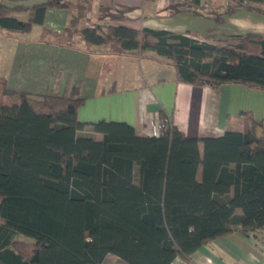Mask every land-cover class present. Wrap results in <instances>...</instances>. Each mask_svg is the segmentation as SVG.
I'll return each mask as SVG.
<instances>
[{
    "label": "trees",
    "instance_id": "1",
    "mask_svg": "<svg viewBox=\"0 0 264 264\" xmlns=\"http://www.w3.org/2000/svg\"><path fill=\"white\" fill-rule=\"evenodd\" d=\"M85 2L0 0V30L29 31L49 8L75 7L71 30L90 49L155 52L171 60L178 80L264 91V33L205 40L86 24ZM223 5L213 15L219 23L239 10L264 14V0ZM23 10L28 20L13 15ZM10 94L20 101L7 103ZM82 102L78 84L61 95L34 94L11 90L0 74V264H102L109 253L123 259L118 264H170L177 256L191 261L195 250L234 231L264 229V137L252 113L243 130L217 137H191L173 123L139 135L125 121H81Z\"/></svg>",
    "mask_w": 264,
    "mask_h": 264
},
{
    "label": "crops",
    "instance_id": "2",
    "mask_svg": "<svg viewBox=\"0 0 264 264\" xmlns=\"http://www.w3.org/2000/svg\"><path fill=\"white\" fill-rule=\"evenodd\" d=\"M3 1L8 6H31L45 0ZM72 1L81 4L84 0ZM225 2L213 0L212 7L205 8L202 0L199 6L195 0H86L85 23L165 29L205 40L210 33H264V14L255 11L239 10L227 15L224 22H217L213 15ZM196 8L204 14L193 12ZM25 12L27 19L21 15ZM13 15L30 18L29 10ZM77 15L75 7H51L44 23L34 24L29 31L0 30L4 33L0 74L7 78L11 90L61 95L78 84L83 99L78 107L81 121H125L139 135L157 134V124L165 115L188 136L217 137L226 130H243L252 113L262 123L258 133L264 137L263 90L235 82L212 87L178 80L171 60L155 52L114 53L106 45L90 49L71 30ZM36 26L39 33L32 35ZM236 212L240 214L241 210ZM263 260L264 229H257L216 238L195 250L191 261L177 256L170 264H261ZM121 262L122 258L109 253L102 264Z\"/></svg>",
    "mask_w": 264,
    "mask_h": 264
},
{
    "label": "rangeland",
    "instance_id": "3",
    "mask_svg": "<svg viewBox=\"0 0 264 264\" xmlns=\"http://www.w3.org/2000/svg\"><path fill=\"white\" fill-rule=\"evenodd\" d=\"M220 6H217V8L216 9H221V11L223 10V7H224V5H222L220 8H219ZM205 9V8H204ZM22 15V17L24 18V19H27L28 18V13L27 12H25V13H23V14H21ZM39 26H36L35 28H34V30L32 31V35H37V33H39ZM219 34V33H218ZM3 35H4V33H1L0 32V73L2 72L1 71V67H2V52H3V41H4V37H3ZM68 39V38H67ZM134 66V65H133ZM5 101L7 102V103H14V102H18V101H20V98L17 96V95H15V94H10V95H7L6 96V99H5Z\"/></svg>",
    "mask_w": 264,
    "mask_h": 264
},
{
    "label": "built area",
    "instance_id": "4",
    "mask_svg": "<svg viewBox=\"0 0 264 264\" xmlns=\"http://www.w3.org/2000/svg\"><path fill=\"white\" fill-rule=\"evenodd\" d=\"M230 1L231 0H226L225 4L229 5ZM202 2H203V6L205 8H211L213 5L212 4L213 0H202ZM171 124H172V119L168 116H165V117L160 119V121L158 122L157 125H158V128L160 129V128H165L167 125H171ZM261 264H264V260Z\"/></svg>",
    "mask_w": 264,
    "mask_h": 264
}]
</instances>
